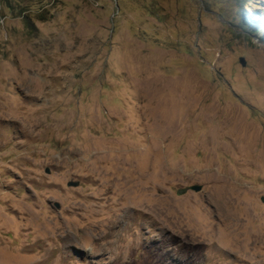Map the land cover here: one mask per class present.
Segmentation results:
<instances>
[{"label":"rangeland","instance_id":"1","mask_svg":"<svg viewBox=\"0 0 264 264\" xmlns=\"http://www.w3.org/2000/svg\"><path fill=\"white\" fill-rule=\"evenodd\" d=\"M0 264H264V0L0 1Z\"/></svg>","mask_w":264,"mask_h":264},{"label":"water","instance_id":"2","mask_svg":"<svg viewBox=\"0 0 264 264\" xmlns=\"http://www.w3.org/2000/svg\"><path fill=\"white\" fill-rule=\"evenodd\" d=\"M241 63L244 65L245 64V60L244 58H241ZM49 171V169H47V172ZM80 183L79 180H69L67 182V185L69 186H78ZM202 189V185L201 184H192L190 186H186V187H181L178 189V193L179 194H185L186 192H188L189 190H193V191H200ZM57 206L59 207L60 204L57 203Z\"/></svg>","mask_w":264,"mask_h":264},{"label":"trees","instance_id":"3","mask_svg":"<svg viewBox=\"0 0 264 264\" xmlns=\"http://www.w3.org/2000/svg\"><path fill=\"white\" fill-rule=\"evenodd\" d=\"M0 1H1V2H2V1L7 2V1H9V0H0Z\"/></svg>","mask_w":264,"mask_h":264}]
</instances>
